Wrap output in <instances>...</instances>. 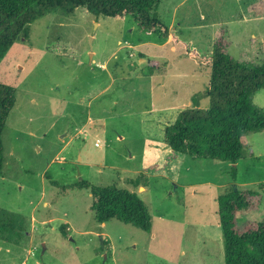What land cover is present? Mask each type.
<instances>
[{"label":"rangeland","instance_id":"rangeland-1","mask_svg":"<svg viewBox=\"0 0 264 264\" xmlns=\"http://www.w3.org/2000/svg\"><path fill=\"white\" fill-rule=\"evenodd\" d=\"M250 1L160 0L151 14L167 38L133 17L97 18L84 7L31 25L0 62V83L16 95L2 134L0 210L17 214L24 230L0 239V264H225L219 197L259 193L258 209L237 223L264 222V131L244 137L245 156L234 165L170 161L162 126L185 108L210 107V67L190 54L206 56L221 36L235 60L264 63V16H249ZM253 102L264 110V87ZM82 181L135 193L151 231L97 222Z\"/></svg>","mask_w":264,"mask_h":264},{"label":"trees","instance_id":"trees-1","mask_svg":"<svg viewBox=\"0 0 264 264\" xmlns=\"http://www.w3.org/2000/svg\"><path fill=\"white\" fill-rule=\"evenodd\" d=\"M160 0H0V62L20 39H28L31 25L47 14L62 9L73 14L84 7L93 16L124 20L133 17L149 33L160 30L164 38L168 29L151 12ZM252 2V3H251ZM250 17L264 16V0H251ZM230 43L218 38L213 51L206 56L192 53L210 67V82L205 92L208 109L196 105L183 109L177 119L165 127V142L171 150L169 159L189 155L195 159L216 160L236 165L244 155L243 139L253 132L264 131V110L253 102L264 87V63L254 65L235 60L228 52ZM16 104L15 89L0 83V176L3 175L4 148L2 134L10 112ZM150 168H157L152 166ZM144 176V175H143ZM131 183L140 185L141 178ZM233 179L237 170L232 169ZM81 188H91L94 198L91 210L100 224L118 219L150 232L152 219L146 204L135 194L115 185L95 187L82 181ZM264 191V184L261 185ZM217 213L223 232L225 264H264V222H247L239 226L238 217L258 209L259 193L232 191L218 199ZM17 214L0 210V239L12 242L22 235ZM22 217V216H21ZM23 218V217H22Z\"/></svg>","mask_w":264,"mask_h":264},{"label":"crops","instance_id":"crops-1","mask_svg":"<svg viewBox=\"0 0 264 264\" xmlns=\"http://www.w3.org/2000/svg\"><path fill=\"white\" fill-rule=\"evenodd\" d=\"M170 29H171V27H170ZM172 30V29H171ZM176 39V38H175ZM177 39H176V42H175V44H177ZM147 44H149L148 42H146V43H144V44H141V46L140 47H143V46H150V44L149 45H147ZM170 44V42L169 41H166L165 43H163L162 45H161V47L162 48H165L166 46H168ZM139 47V46H138ZM190 57H192L191 56V54H190ZM105 68H107V65H103L102 66V69L101 70H105L106 71V69ZM92 90H95V89H93V88H91L90 89V91H92ZM100 93H95L94 95H93V99H95V98H97V96L99 95ZM167 109H169V107H167V106H164L163 107V110H167ZM160 111H162V110H160ZM168 111V110H167ZM179 115V113L176 115V118H177V116ZM175 118V119H176ZM91 120V119H90ZM159 123H160V120H159ZM168 124H166V125H164V126H162V128H163V131H165L164 129H165V127L167 126ZM165 133V132H164ZM169 156V155H168ZM171 160H173V159H170V161Z\"/></svg>","mask_w":264,"mask_h":264},{"label":"water","instance_id":"water-1","mask_svg":"<svg viewBox=\"0 0 264 264\" xmlns=\"http://www.w3.org/2000/svg\"><path fill=\"white\" fill-rule=\"evenodd\" d=\"M90 49L93 50V37H90Z\"/></svg>","mask_w":264,"mask_h":264}]
</instances>
